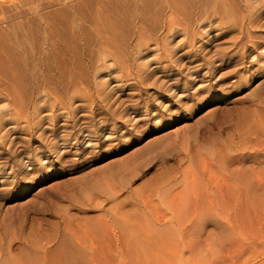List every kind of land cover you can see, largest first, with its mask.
<instances>
[{"label": "rangeland", "instance_id": "obj_1", "mask_svg": "<svg viewBox=\"0 0 264 264\" xmlns=\"http://www.w3.org/2000/svg\"><path fill=\"white\" fill-rule=\"evenodd\" d=\"M22 1L0 0L1 30L65 26L51 0ZM234 1L239 22L262 13L259 28L197 7L200 51L183 32L138 46L150 69L176 65L123 88L111 70L125 118L83 122L41 181L28 167L26 194L0 190V264H264V0Z\"/></svg>", "mask_w": 264, "mask_h": 264}, {"label": "bare ground", "instance_id": "obj_2", "mask_svg": "<svg viewBox=\"0 0 264 264\" xmlns=\"http://www.w3.org/2000/svg\"><path fill=\"white\" fill-rule=\"evenodd\" d=\"M51 1L45 4L56 8L53 13L57 11L55 13L64 16L65 26H52L53 21L50 26L49 23L46 26H22L17 22L21 26L0 29L1 34H6H2L5 36L0 39V161L12 164L10 173H5L0 167V190H8L7 199L13 198L14 192L24 195L30 189L28 185L18 186L26 180L28 167L41 181L43 164L51 166L54 158L57 161L69 151L66 150L68 141L71 138L76 141L79 139L77 135L81 134V131L74 134L70 130L98 117L125 118V109L114 98L113 88H109L105 80L111 76L107 73L111 70L117 73L118 88H123L130 81L127 86H143L156 70L170 69L175 63L173 60L171 64L167 62L150 69L147 62L142 61V49L138 46L158 38L168 42L172 33L183 32L194 41L192 49L200 51L203 48L202 36L207 31L201 27V22L195 20L194 11L204 3L216 7L214 12L221 17L219 26L259 28L255 23L262 14L259 11L261 14L257 17L245 16L239 22L232 8L234 0ZM18 9L15 16L20 11ZM53 13L51 15H55ZM53 17L57 19L58 16H52V20ZM245 32V38L249 39V32ZM6 36L9 37L7 40ZM250 41L248 43L252 46L256 45ZM59 121L62 122L60 126ZM59 131L66 135L60 136ZM23 139L27 142H22ZM32 140L39 143L38 148L29 146ZM60 142L64 146L61 150ZM86 143L91 141L83 142V145ZM72 152L74 156L80 153L78 148ZM13 243L12 239L6 243L8 253Z\"/></svg>", "mask_w": 264, "mask_h": 264}]
</instances>
